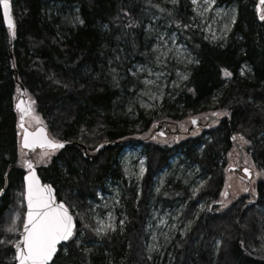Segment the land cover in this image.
Wrapping results in <instances>:
<instances>
[{
	"label": "trees",
	"instance_id": "16d2710c",
	"mask_svg": "<svg viewBox=\"0 0 264 264\" xmlns=\"http://www.w3.org/2000/svg\"><path fill=\"white\" fill-rule=\"evenodd\" d=\"M218 1L237 10L223 45L205 41L189 26L190 0H178L172 9L160 0H12L15 36L4 26L0 11V239L19 238V232L6 229L25 212L27 169L20 162L15 108L22 86L50 137L72 143L55 151L47 166L36 167L76 221L74 237L60 246L52 264H169L149 259L147 224L155 180L177 154L197 165L206 181L196 191L170 181L158 195L181 201V217L191 221L185 236L174 241L170 264H264V182L257 186L255 201L244 195L222 211L215 203L224 189L232 137L249 142L252 160L264 172V21L257 11L259 0ZM157 12L167 14L197 64L176 98L165 103V113L155 117L139 108L130 71L147 59L146 26L150 14ZM224 69L231 73L229 80ZM210 112L201 137L173 146L141 141L148 133L154 138L150 129L156 118L172 120L161 122L170 126L194 116L204 122L203 114ZM219 112L228 117H218ZM112 143L93 159L76 146L94 153ZM139 145L145 150L146 172L140 184L122 190L124 224L99 235L92 204L108 182L126 183L121 156ZM200 203L207 205L201 212ZM14 252L11 244H0V264H16Z\"/></svg>",
	"mask_w": 264,
	"mask_h": 264
},
{
	"label": "rangeland",
	"instance_id": "374dc122",
	"mask_svg": "<svg viewBox=\"0 0 264 264\" xmlns=\"http://www.w3.org/2000/svg\"><path fill=\"white\" fill-rule=\"evenodd\" d=\"M163 4L172 9L177 5L178 0H160ZM260 0L258 1L259 5ZM191 14L190 27L196 29L201 34L205 41L212 44L223 45L233 29L237 17L235 7L220 5L218 0H190ZM263 8V6H262ZM77 21H80L77 18ZM147 35L149 38V50L147 59L144 62L134 64L133 70L130 71V82L132 90L138 89L136 102L140 109L147 114H152L155 117L164 114L166 107L165 103H170L176 98V91L183 86L188 80L190 69L197 64V58L193 50L187 44L186 39L172 27L168 20L167 14L151 13L146 26ZM249 72L247 66L243 67L242 74L246 75ZM224 75V73H223ZM226 80L230 76H225ZM168 112V111H167ZM130 115L135 117L133 109L129 110ZM158 113V114H157ZM212 115L204 113L202 119H207ZM228 117L226 112H219L218 117ZM32 117L40 116L33 112L26 125L29 129L35 130L37 126ZM189 119L173 122L170 126L159 129V125L163 121H172L167 118H156L152 122L150 131L154 138L142 136L141 141L149 140L160 145L173 146L176 143L201 137L207 129L208 125L205 121L193 124ZM204 125V126H202ZM189 129V132H188ZM161 132L163 137L158 134ZM184 132V139H181V134ZM148 139V140H146ZM178 141V142H177ZM237 143L232 144L231 149L226 154V163L224 170V189L220 198L215 203L219 205L217 211H222L229 207L234 202L238 201L244 195L253 197L256 195L257 185L264 182V172L260 170L252 160L248 151L249 142L245 143V139L237 138ZM237 144V145H236ZM242 150V152H241ZM42 151H37L29 157L25 150H20V162L23 164L24 159H30L36 167L47 166L54 156V152H49L50 156L41 160ZM200 152V151H199ZM243 159V166L250 170V183L246 182L247 176L244 173L238 175L233 168L238 166L240 159ZM121 166L126 181L113 182L110 181L104 191H99L97 202L92 204L91 216L95 220L96 228H102L103 231L99 235L105 234L107 231L114 232L124 224L123 216H121L120 206L122 198V190L125 185L132 183L140 184L146 172V156L143 146H133L127 148L121 156ZM246 162V164H245ZM143 168V172L141 169ZM260 173V175H258ZM179 183L180 186L196 191L204 184L206 179L201 174V171L191 160L187 159L184 154H177L155 180L153 187V200L150 210V217L147 224L148 241L146 251L151 261L163 262L167 260L170 264L173 259L172 247L174 241L185 236L191 226V221L182 219L184 205L181 201L170 199H158V195L164 189L169 188V182ZM169 186V187H168ZM247 188L248 191H244ZM226 194V195H225ZM166 198V197H165ZM163 200V201H162ZM207 208L205 203H200L198 211L201 212ZM10 217V216H9ZM11 218V217H10ZM11 222V221H10ZM22 231V228H21ZM219 242L216 243L214 253L217 254Z\"/></svg>",
	"mask_w": 264,
	"mask_h": 264
},
{
	"label": "snow or ice",
	"instance_id": "6c2138e0",
	"mask_svg": "<svg viewBox=\"0 0 264 264\" xmlns=\"http://www.w3.org/2000/svg\"><path fill=\"white\" fill-rule=\"evenodd\" d=\"M195 2L196 0H193V3ZM0 5L3 7L4 20L9 33L15 36V23L10 14V0H0ZM262 6H264V0H260L259 5H257L259 19L264 21V8ZM223 71L225 76H231L227 69ZM23 104L24 102L21 101L16 105L17 110L21 113L18 127L23 130L21 149L35 150L40 148L54 152L63 148L65 142L50 138L39 117H32L37 125L34 131H29L25 127V117L31 115L32 109L30 106L24 107ZM243 139L241 137V140ZM244 142L248 143V141ZM22 154L26 155V153ZM40 156L43 160L45 157H49L50 153L42 151ZM23 166L28 169V174L24 176V191L22 193L23 202L26 203V212L22 218L20 214H17L12 220V225L6 229L12 234L19 232V238L7 241L0 239V244L8 243L13 246L15 249L13 259L16 264H50L58 252V245L73 238L75 234L74 216L69 205H66L64 201H57L52 186L41 183L30 159H24ZM141 171L143 172V168ZM245 172L247 173L248 170L245 169ZM2 191L3 189H0V192ZM244 191H248V189L245 188ZM17 220H20L19 225H17ZM20 228L22 231L19 230ZM95 231L99 233L103 229L97 228ZM74 243L79 244V241L76 240ZM64 251L67 249L65 248Z\"/></svg>",
	"mask_w": 264,
	"mask_h": 264
},
{
	"label": "water",
	"instance_id": "95a60500",
	"mask_svg": "<svg viewBox=\"0 0 264 264\" xmlns=\"http://www.w3.org/2000/svg\"><path fill=\"white\" fill-rule=\"evenodd\" d=\"M0 11H1V15H2V19H3L4 26L8 29L7 24L5 23V20H4V14H3V7H2V5H0ZM10 14H11V16H12V0H10ZM12 19H13V17H12ZM11 36H12V35H11ZM19 93H20V99L18 100L17 104L20 103L21 101H23V102H24L23 106H24V107H29L28 98H27L26 92H25V90L23 89L22 86H20ZM17 104H16V105H17ZM16 109H17V108H16ZM20 115H21V113L19 112V117H20ZM25 119H26V117H25ZM193 121L196 122V120H193ZM19 122H20V121H19V118H18V124H19ZM194 124H195V123H194ZM25 127H26V126H25ZM26 128H27V127H26ZM44 128H45V127H44ZM19 129H20V128H19ZM28 130H29V131H32V130H30V129H28ZM45 130H46V132L48 133V131H47L46 128H45ZM20 131H21V142H22V139H23V130L20 129ZM48 135H49V134H48ZM49 137H50V136H49ZM70 146H72V143H65L63 148H60V149H57V150H61V149H64V148H66V147H70ZM76 146H77V147H81V148L83 149L86 158H88V159H93V158H96L102 150L107 149V148H109L110 146H114V143H112V144H104L103 147L99 146V147L97 148V150H96L94 153H89L88 150H87L86 148H83L82 146H79L78 144H77ZM24 150H26V151H28V152H34V151H36V150H42V149H40V148H36L35 150H29V149H24ZM43 150H49V149H43ZM50 151H52V150H50ZM34 168H35V167H34ZM35 171H36V175L39 177L41 183L44 184V183L42 182V180H41V178H40V176H39L38 171H37L36 168H35ZM243 173L247 176L246 181L248 182L249 179H250V172H249V170H248L247 173L245 172V170H243ZM27 174H28V172L26 173V175H27ZM46 184H49V183H46ZM23 185H24V180H23ZM50 185H51V184H50ZM51 186H52V185H51ZM52 188H53V190H54V195H55L56 198H57L56 190L54 189L53 186H52ZM57 201L59 202L58 198H57ZM25 207H26V203H25ZM74 223H75V219H74ZM75 229H76V223H75ZM75 229H74V233H75ZM67 242H68V241H67ZM67 242H62L61 245H58V251H59V247L62 246V245H64V244L67 243ZM57 254H58V252H57ZM57 254H56V256H57ZM56 256L53 257V261H54V259H55ZM53 261H51L50 264H52Z\"/></svg>",
	"mask_w": 264,
	"mask_h": 264
},
{
	"label": "flooded vegetation",
	"instance_id": "af4514ba",
	"mask_svg": "<svg viewBox=\"0 0 264 264\" xmlns=\"http://www.w3.org/2000/svg\"><path fill=\"white\" fill-rule=\"evenodd\" d=\"M163 126H164V125H163ZM163 128H166V127H163ZM159 129H161V126H159ZM242 162H243V160H242ZM236 168H237V170H238V171H236V173H237L238 175H240L241 170H243L244 166H243L242 163L239 162V164H238V166H237ZM239 170H240V171H239Z\"/></svg>",
	"mask_w": 264,
	"mask_h": 264
},
{
	"label": "bare ground",
	"instance_id": "6f19581e",
	"mask_svg": "<svg viewBox=\"0 0 264 264\" xmlns=\"http://www.w3.org/2000/svg\"><path fill=\"white\" fill-rule=\"evenodd\" d=\"M40 176V175H39ZM56 190V189H55ZM76 222V221H75Z\"/></svg>",
	"mask_w": 264,
	"mask_h": 264
}]
</instances>
